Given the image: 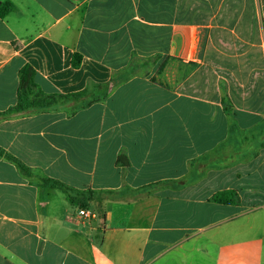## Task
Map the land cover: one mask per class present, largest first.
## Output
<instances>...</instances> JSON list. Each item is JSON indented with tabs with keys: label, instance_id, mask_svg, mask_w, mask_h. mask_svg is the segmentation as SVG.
Here are the masks:
<instances>
[{
	"label": "crops",
	"instance_id": "obj_1",
	"mask_svg": "<svg viewBox=\"0 0 264 264\" xmlns=\"http://www.w3.org/2000/svg\"><path fill=\"white\" fill-rule=\"evenodd\" d=\"M6 2L0 264H264V0Z\"/></svg>",
	"mask_w": 264,
	"mask_h": 264
},
{
	"label": "trees",
	"instance_id": "obj_2",
	"mask_svg": "<svg viewBox=\"0 0 264 264\" xmlns=\"http://www.w3.org/2000/svg\"><path fill=\"white\" fill-rule=\"evenodd\" d=\"M13 10H14V6L11 3H9V2L3 3L0 6V18L3 19L8 14H10ZM79 65H80V62L77 59V61H75V66L79 67ZM33 80H34L33 69L31 67L24 68L22 71L23 86L25 84H28V83H33ZM79 95H82V93ZM52 99H42L38 104H32V103L27 101L26 95L23 92H21V94L19 96L18 105L15 108H12L5 113H0V116H7V115H10L12 113H15L18 111H23V110H26L28 108L34 107V106H45ZM0 157H5L7 160L15 163L19 167L21 172H23L27 176H31V170L28 167H26L21 161H19L17 158L12 156L11 154L6 153L5 150H3L2 148H0ZM43 185L51 187V188H56V189L63 191L67 195L71 204L73 206L81 208V209L89 210L91 207V203L93 202L94 197H95L94 192H91V191H87V192L86 191L85 192L73 191L72 189H70L66 185L62 184L61 182L53 181L51 179H44ZM213 201L215 203H219V204L235 205L239 202V197L236 194V192L225 191V192L218 193L214 197Z\"/></svg>",
	"mask_w": 264,
	"mask_h": 264
},
{
	"label": "built area",
	"instance_id": "obj_3",
	"mask_svg": "<svg viewBox=\"0 0 264 264\" xmlns=\"http://www.w3.org/2000/svg\"><path fill=\"white\" fill-rule=\"evenodd\" d=\"M78 215H79V218L83 220H91L93 217V215L89 212V210L81 209V208H79L78 210Z\"/></svg>",
	"mask_w": 264,
	"mask_h": 264
},
{
	"label": "rangeland",
	"instance_id": "obj_4",
	"mask_svg": "<svg viewBox=\"0 0 264 264\" xmlns=\"http://www.w3.org/2000/svg\"><path fill=\"white\" fill-rule=\"evenodd\" d=\"M249 135L251 134H245V137H247L249 141L247 140L248 142L245 144L244 148H257V144L254 143L255 141H253L252 138L249 137ZM251 141H253V143H251Z\"/></svg>",
	"mask_w": 264,
	"mask_h": 264
}]
</instances>
